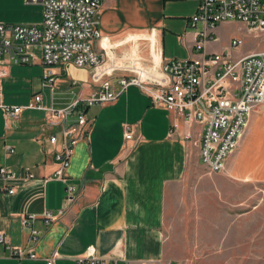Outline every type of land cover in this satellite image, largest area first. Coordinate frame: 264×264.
<instances>
[{
    "label": "crops",
    "instance_id": "crops-1",
    "mask_svg": "<svg viewBox=\"0 0 264 264\" xmlns=\"http://www.w3.org/2000/svg\"><path fill=\"white\" fill-rule=\"evenodd\" d=\"M198 5L199 0H102L99 27L103 39L96 41L95 49L102 54L103 45L108 44L107 51L120 56L136 48L149 59L148 41H130L146 34L154 36L164 61L197 57L190 18ZM42 18L41 4L0 0L1 23L40 26ZM240 35L249 33L234 37ZM227 46L217 35L205 48L223 52ZM34 49L40 58V48ZM234 52L232 56L238 59L262 51L244 47ZM6 68L9 74L0 78V85L1 101L7 105L25 106L35 93H42L46 105L62 108L95 89L90 68L73 63L51 68L55 93L42 86L46 67L40 59ZM26 69L36 70L37 76L28 93H22L15 86ZM92 107L87 116L93 122L76 145L67 172L77 185L73 201L67 199L63 181L45 180L58 168L54 152L61 146L49 141L56 129L45 123V111L25 108L13 118L6 117L0 107V166L34 175L6 184L0 179V231L12 245L30 244L37 254L19 259L0 243V264H47L55 253L59 256L54 264H74L75 258L86 256L90 249L96 256L115 258L121 264H191L193 255L197 257V244L204 243L203 228L219 227L221 205L248 203L252 185L264 184V105L251 114L226 169L213 173L201 161L198 139L186 137L191 130L198 135L201 125H187L180 115L156 106L138 86L130 85L109 104ZM174 122L179 126L173 131ZM126 124L132 126L131 139L125 138ZM8 145L14 152L7 155ZM13 184L17 190L10 193L5 186ZM46 209L55 214L64 211L47 224L41 215ZM27 213L39 215L34 223L40 232L37 243H30L31 230L21 224V215Z\"/></svg>",
    "mask_w": 264,
    "mask_h": 264
},
{
    "label": "built area",
    "instance_id": "built-area-1",
    "mask_svg": "<svg viewBox=\"0 0 264 264\" xmlns=\"http://www.w3.org/2000/svg\"><path fill=\"white\" fill-rule=\"evenodd\" d=\"M41 4L43 18L37 24L0 22V78L7 76L6 66L11 64L35 63L40 59L46 67L42 86L55 93L56 78L52 67L57 64L73 63L91 70V81L95 89L85 98L76 97L68 105L56 108L44 103L42 93H35L25 106L2 103L0 85V107L6 117L16 118L25 108L45 111V123L56 129L49 141L60 148L54 152L58 168L45 180L56 178L67 188V199L73 201L77 185L70 181L68 169L76 145L87 136L90 121L87 111L94 105H106L114 101L130 85L138 86L147 94L153 104L181 116L187 125L197 122L201 125L199 134L192 130L186 137L198 139L202 163L209 172L226 169L229 156L238 147L249 118L258 106L264 105V51L251 52L235 59L232 50L240 47L244 39L234 37L230 48L223 52H209L206 43L217 40L219 23L239 19L250 31L264 32V0H199L198 11L190 18V25L196 31L195 47L197 57L177 58L164 61L155 45L153 35L130 38L149 42V59L133 48L120 56L95 49L96 41L102 38L99 27L102 0H25ZM201 23V28L198 27ZM152 42V43H151ZM40 48V58L35 51ZM77 84V82H73ZM116 84L119 88H116ZM178 123L172 124L173 131ZM125 138H133L132 126L125 125ZM14 152L6 146V154ZM34 175L29 171L17 173L6 166H0L2 181L28 180ZM8 192L15 193L16 185H6ZM57 214L46 209L42 215L47 224L54 222ZM36 213L21 215V224L31 230L30 243H37L39 230L34 227ZM0 243L7 246L11 256L24 259L36 258L37 254L29 244L14 246L0 231ZM55 253L47 258V264H54ZM74 264H121L115 258L96 256L90 249L86 256L75 258ZM165 264H181L167 262Z\"/></svg>",
    "mask_w": 264,
    "mask_h": 264
},
{
    "label": "rangeland",
    "instance_id": "rangeland-1",
    "mask_svg": "<svg viewBox=\"0 0 264 264\" xmlns=\"http://www.w3.org/2000/svg\"><path fill=\"white\" fill-rule=\"evenodd\" d=\"M244 39L234 54L244 47L264 51V32L250 31L239 19L221 22L217 35L222 43L229 46L236 34ZM227 46V48H228ZM226 48V50H227ZM16 89L28 93L36 70L26 69L21 73ZM22 93H19L22 94ZM92 110L94 107H91ZM237 149V148H236ZM264 184L252 185V196L248 203H225L221 205L219 227H204V243L197 244L191 264H264ZM263 199L260 204V199ZM214 231V234H211ZM219 239L216 242L215 239ZM182 264V263H181Z\"/></svg>",
    "mask_w": 264,
    "mask_h": 264
}]
</instances>
